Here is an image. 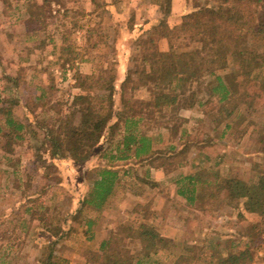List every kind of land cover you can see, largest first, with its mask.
<instances>
[{
  "label": "trees",
  "instance_id": "obj_1",
  "mask_svg": "<svg viewBox=\"0 0 264 264\" xmlns=\"http://www.w3.org/2000/svg\"><path fill=\"white\" fill-rule=\"evenodd\" d=\"M189 1L185 19L180 25L171 26L169 17L164 15L150 28L152 33L147 37L148 47L142 50L143 62L136 69V80L127 73L119 85L121 93L128 85H134L132 89L146 88L149 99L131 100L121 95L122 105L118 107L117 87L107 71L103 73L100 70L96 74L98 76L78 74L77 84L95 91L76 96L73 111L80 114L79 122L58 118L59 125L35 126L30 121L22 123L14 116L11 109L18 99L2 98L0 94L2 148L14 154L17 148L27 143L35 162L65 160L86 163L106 137L109 145L101 155L110 163L126 161L133 149V155L139 159L151 147L143 132L153 127H164L174 132L185 121L180 117L181 110L198 106L212 121L214 134L206 133L201 137L200 133L194 135L183 131L182 144L177 151L158 150L153 153L154 159L161 160V165L169 164L172 169H178L193 147L204 149L220 144L240 120L238 140L254 136L257 148L264 152V128L251 129L254 121L251 118L244 120L264 105V52L259 48L264 45V0ZM160 5L164 13L171 11L170 0H160ZM28 12L30 18L40 20L38 13L29 9ZM161 39L168 41L167 50L160 49ZM65 41L67 45V38ZM71 61L66 59L68 63ZM226 68L233 73L230 83L217 75L218 71ZM207 76H216L217 83L209 85ZM203 95L207 96L206 99L202 98ZM40 129L44 130L42 137ZM33 136L37 137L36 140H32ZM7 161L19 181L21 158L9 155ZM219 164V161L211 166L202 164L192 176L185 178L197 190L194 197L197 210L213 218L223 205H229L256 214L260 220L249 225L248 234L222 235L211 231L201 235L186 244L185 252L179 257H174L169 263L158 260L157 264H254L257 259L264 261V162L251 166L254 172L250 177L226 179L222 178ZM100 165L99 177L93 180L90 191L80 202L82 207L76 213H81L86 206L101 209L112 194L118 172ZM20 181L18 189L22 187ZM25 185L30 187V184ZM47 189L41 190V194ZM24 193L26 195V191ZM27 201L25 211L30 215V221L38 220L45 227L43 235L53 237L43 241L42 253L36 264H69L67 257L56 252V246L73 232L62 224L67 226L68 219H61L57 224L58 219L47 216L48 206L38 201L37 195L28 196ZM93 224V220H88V228ZM128 229L133 231L130 236L139 239L143 258L151 259L161 250L169 249L168 242L151 230L136 232L132 227ZM88 233L87 229L85 234ZM123 240L124 235L118 231L107 235L100 246L102 251L96 255L98 263L133 264L135 255ZM136 264H143L142 259Z\"/></svg>",
  "mask_w": 264,
  "mask_h": 264
},
{
  "label": "rangeland",
  "instance_id": "obj_2",
  "mask_svg": "<svg viewBox=\"0 0 264 264\" xmlns=\"http://www.w3.org/2000/svg\"><path fill=\"white\" fill-rule=\"evenodd\" d=\"M95 1H97L96 6L93 7V3L89 0H85L84 2L81 0H50V2L46 3L43 0H25L23 9L26 11L29 9L39 14V21L31 18L30 21L31 23L33 22V25L46 24L47 26L57 27V29L62 27L65 29L63 33L64 37L67 38L68 48L64 53L62 51V58H70L76 62L84 55L89 57L96 56L100 59L101 72L104 73L107 71L109 73L108 75L113 76V80L114 78L120 77L123 71H126V74H131L132 79L134 78L136 80V69L143 62L142 50L148 47V38L141 37L142 35L139 36L138 33H132L128 37L121 35L118 31V24L122 20H119L118 24H114L112 22L113 17L108 15L105 0ZM13 2L16 3V0H8L5 8H10V6L12 8ZM60 6L63 7V10ZM11 8L10 10H12ZM64 10L67 12V17L63 15ZM1 20L2 18L0 16V27H3V30L6 31L10 27L6 23L2 25ZM180 20L174 21L171 25H176ZM77 28H82L81 32H77ZM16 33V35H11L10 33L9 35L4 33L0 35V53L2 55L4 54V57L11 53L9 48L15 44L13 42L14 37L17 41L22 37L21 33ZM47 36L56 37L58 34L51 32ZM43 37H45L44 34ZM130 42L132 49L125 51L127 49L126 43ZM94 43H99L100 48L93 49L92 46ZM137 43H141L143 46L138 51L133 48ZM259 48L264 52V45H260ZM42 61L45 62V59H42ZM9 66L10 68L14 67L12 65ZM47 67V71L51 73L52 67ZM217 75L223 76L229 83L233 81V73L230 68L218 71ZM114 82L118 92L116 94L118 107L122 105L120 101L121 95L125 99L131 98V100L149 99L150 97L146 88L137 87L136 89H132V87H135L134 85H128L125 88V92L121 93L119 92L121 91L119 89L121 81L114 80ZM206 82L211 86L215 85L217 83L216 76H207ZM56 85L52 87L50 97H48L46 102L42 106L39 105L41 107L40 109H45L44 111L46 113L41 115L37 120L38 123L34 124L35 126L38 124L46 126L59 125V122H57L58 118L64 120L71 119L76 123L79 122L80 114L74 113V103L71 107L67 105V87L58 86V83ZM87 90L88 93L86 94L95 93L94 90ZM206 97V95L202 96L203 99H206ZM188 109L191 108L182 109L180 112V117L184 120L186 118L182 116V111ZM246 118H251L255 123H253L251 129L254 127L264 128V105L251 114V117H245V122L247 121ZM241 122L242 120L237 121L234 125L235 129L233 131L230 130V139L232 141L227 146L229 158L227 163L221 167L223 179L227 177H250L254 172H252L251 166L257 162H264V152H261L257 148L258 144L254 136H246L243 140H238ZM183 124H185V121ZM183 124L177 127L174 133L172 132L175 134L172 135L173 137H176V132H179V128ZM194 127L197 128L194 135L200 133V136L203 137L206 133L210 135L214 134L211 131V126L208 127L211 132L205 130L207 128L206 126ZM38 131L42 137L44 130L40 129ZM35 138L33 136L32 140H36ZM108 145L109 141L104 137L86 163L65 160H56L47 163L35 162L32 150L25 145L24 147L21 146L14 153L15 157L21 158L18 177L21 180L19 181L23 188L18 189L17 185L19 181L13 175L11 168H9L8 161L2 157L3 149L0 144V263L36 264L42 253L41 247L43 241L45 239H53L50 234L43 235L45 227L38 220L30 221L31 217L25 210L28 207L26 205L28 202L27 197L31 195H37L38 201L48 206L47 216L58 219L56 220L57 224L61 222V219H68L69 224L67 226H65V223L62 224L67 230L73 229V232H70L69 238L63 240L56 246V252L60 256L67 257L70 260L69 264H89L87 263L88 261L90 264H99V259L96 255L102 250L99 246L100 239L98 238L99 236L102 239L106 238L107 235H110V231H118L124 235L123 241L125 246L131 249L135 255L133 264H136L141 259L143 264H157L158 260L163 263H168V259L163 256H155L151 259L143 258V251L141 250L139 239L130 236L133 231L128 229V227H132L136 232L143 230L140 229L142 226L137 228L130 224L133 221V217L137 216L132 212V208L135 206L133 200L127 197V193L130 195L135 187H140L142 180L138 172L140 166H128L129 162L119 163L118 161H114L110 163L101 155L102 151ZM100 164L104 167H112L115 169H117L116 165H121L118 168L120 169V174L114 186L115 189L116 185H118V200L117 202H110V197L114 192L113 189L112 194L108 197V200L101 209L86 206L81 213H76L82 207L80 202L90 191L93 180L99 177ZM128 171L130 173H126ZM25 183L27 185L30 184V187L24 186ZM45 187L48 189L45 193L41 194V190H44ZM24 191H26V195ZM137 205H140V203ZM223 206L224 210L220 213H223L226 219L212 223L208 220V223L198 225L202 226L200 227L201 230L197 228L196 233H200V231L210 233L213 231L224 235L227 233L244 235L249 233V225L260 220V217L256 215L247 214L248 216L245 217L243 215L244 211L239 208H234L229 205ZM138 209L139 207L136 210ZM88 220H93L95 226L93 224L88 228ZM98 227L100 231L99 235H96ZM87 229L89 235L85 234Z\"/></svg>",
  "mask_w": 264,
  "mask_h": 264
},
{
  "label": "crops",
  "instance_id": "obj_3",
  "mask_svg": "<svg viewBox=\"0 0 264 264\" xmlns=\"http://www.w3.org/2000/svg\"><path fill=\"white\" fill-rule=\"evenodd\" d=\"M7 1L0 0V16L2 18L1 24L6 23L10 28L5 31L3 27H0V35H3V33L16 35V32H19L22 37L17 41L13 36L14 40H12L15 44L9 48L11 53L6 57L0 53V94L2 98L18 99V102L11 109L18 120L22 123H28L29 121L36 123L41 115L46 113L45 109H40V106L50 97V91L56 83H58V86L67 87L66 101L68 102L67 105H70L69 107L73 105L76 96L88 93L86 88L77 84L76 76L78 74L83 76L99 74L100 59L96 56L84 55L76 62H74L75 60L70 63L66 62V58H62V51L64 53L68 48V45L64 43L66 37H64L63 30L65 29L43 25L41 22L42 25H33L30 21L28 9L27 11L23 9L25 0L13 2L12 8L10 6L12 10L8 7L5 8ZM81 1L84 2L85 0ZM89 1L93 3V7L96 6L97 1ZM105 2L108 15L113 17L112 22L118 24V21L122 20L118 24V31L121 35L128 37L132 33H138L139 36L142 35L141 37L144 38L151 35L150 28L164 15L169 17L170 25L181 19V22L176 23V25H180L184 21L185 13L190 5L189 0H170L171 11L166 14L160 5V0H105ZM60 7L63 10V7ZM63 15L67 17L66 10H64ZM81 29L77 28V32H81ZM51 32H56L58 36L48 37L47 35ZM43 34L45 37H43ZM126 44L127 49L125 51H130L132 49L130 47L131 42ZM92 47L93 49H99L100 44L94 43ZM141 47H143L142 44L137 43L133 48L138 51ZM159 47L161 50H167L169 47L168 41L161 39ZM42 59H45V62ZM9 65L14 67L10 68ZM47 66L52 67L51 73L47 71ZM125 76L126 71H123L122 75L114 78V80L123 81ZM182 116L186 118L185 124L179 128L178 133L176 132V137L172 136L175 134L168 128L153 127L143 132L151 146L148 152L137 159L133 155L135 151L133 149L129 159L119 161V163L129 162L128 166H140L138 171L142 178L140 187H135L130 195L127 193V197L131 198L135 204L132 212L137 216L133 217L130 224L137 228L142 226L140 229L151 230L168 242L169 249H163L156 255V257H165L168 259V263L174 257H179L185 252L186 244L192 243L197 237L206 234L202 231L196 233L197 228L201 230L202 223H206L208 220L212 223L226 219V216L220 213L224 210V206L219 209L213 218L207 217L198 211L196 198H194L197 190L185 178L192 176L202 164L211 166L219 161V169L221 170V167L227 163L229 158L227 146L232 141L230 139L231 132L226 135L224 141L220 144L208 146L204 149L193 147L188 158L182 162L181 166L178 165V169H172L173 166L169 164L161 165V160L154 159L153 153L155 151H177L182 144L181 135L183 131L194 134L197 131L194 126H206L205 130L207 132H214L212 130L213 123L204 116L198 106L182 111ZM210 126L211 131L208 129ZM142 127L144 126L142 125ZM9 155L16 158L14 154L7 153L3 149L2 157L6 161ZM120 167L121 165H116L117 169L114 168L118 175L120 174V169H118ZM11 170L13 171L12 168ZM126 173H130V171ZM118 196V185H116L113 195L110 197V202H117ZM139 203L140 205H137ZM138 207L139 209L136 210ZM243 213L245 217L249 214L256 215L246 211ZM200 224L202 225L198 226ZM111 230L113 229L111 228ZM99 231L98 227L96 235H99ZM106 238L102 239L99 236V246ZM262 255L263 253L260 252V257ZM87 263L90 264L89 261ZM254 264H264V261L257 259Z\"/></svg>",
  "mask_w": 264,
  "mask_h": 264
}]
</instances>
